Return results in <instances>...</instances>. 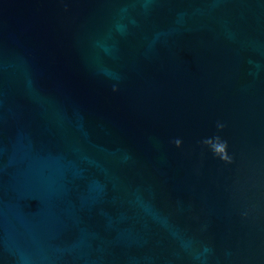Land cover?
I'll use <instances>...</instances> for the list:
<instances>
[{
    "label": "water",
    "instance_id": "obj_1",
    "mask_svg": "<svg viewBox=\"0 0 264 264\" xmlns=\"http://www.w3.org/2000/svg\"><path fill=\"white\" fill-rule=\"evenodd\" d=\"M0 264H264V0H0Z\"/></svg>",
    "mask_w": 264,
    "mask_h": 264
},
{
    "label": "clouds",
    "instance_id": "obj_2",
    "mask_svg": "<svg viewBox=\"0 0 264 264\" xmlns=\"http://www.w3.org/2000/svg\"><path fill=\"white\" fill-rule=\"evenodd\" d=\"M225 127L224 124L222 123H217V129L218 130H223ZM173 143L176 144L177 147H179L182 143V141L177 138L173 141ZM204 145H207L211 152L213 153L214 156H217L220 160L226 162V163H231L232 158L228 153V142L227 140L222 139L219 135H216L211 138H207L202 141ZM185 248L188 247V245L184 246ZM209 255H214V250L210 247L205 245L201 252L196 256V259L201 260V259H207Z\"/></svg>",
    "mask_w": 264,
    "mask_h": 264
}]
</instances>
